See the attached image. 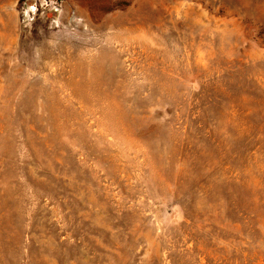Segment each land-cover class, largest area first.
Returning <instances> with one entry per match:
<instances>
[{
    "label": "rangeland",
    "instance_id": "374dc122",
    "mask_svg": "<svg viewBox=\"0 0 264 264\" xmlns=\"http://www.w3.org/2000/svg\"><path fill=\"white\" fill-rule=\"evenodd\" d=\"M0 0V264H264V0Z\"/></svg>",
    "mask_w": 264,
    "mask_h": 264
},
{
    "label": "built area",
    "instance_id": "2783aa9c",
    "mask_svg": "<svg viewBox=\"0 0 264 264\" xmlns=\"http://www.w3.org/2000/svg\"><path fill=\"white\" fill-rule=\"evenodd\" d=\"M39 6L37 3V0H27V3H25V13L28 16H31L33 13H36L39 11Z\"/></svg>",
    "mask_w": 264,
    "mask_h": 264
}]
</instances>
